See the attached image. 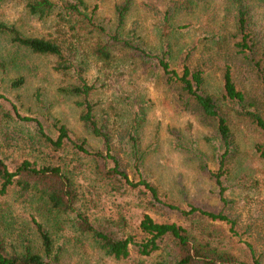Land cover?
Listing matches in <instances>:
<instances>
[{"label":"rangeland","instance_id":"1","mask_svg":"<svg viewBox=\"0 0 264 264\" xmlns=\"http://www.w3.org/2000/svg\"><path fill=\"white\" fill-rule=\"evenodd\" d=\"M84 1L89 11L95 7L96 17L101 22L114 25V6L120 0ZM173 1L133 0L125 29L134 30L136 37L156 52L161 46L160 30L169 9L172 13L166 16L169 17L170 33L164 42L171 47L167 57L169 69L178 74H182L185 66L190 70L201 69L205 77L204 90L218 94L223 81L217 66L222 61L214 59L218 50L215 42L221 38L239 39L230 37L235 31L236 10L227 0H191L189 6L185 3V8L177 7ZM0 21L14 24L27 36L57 41L68 37V33L59 32L53 15L39 19L29 14L24 0H0ZM81 56L79 59L85 58L84 54ZM14 57H19L21 62L13 63ZM136 61L137 65L134 59H120L117 70L107 79L98 63L89 56L85 58L83 76L98 86L92 96L96 111L108 116L109 124L115 122L117 129L127 124L131 104L143 99L145 115L139 142L145 158L135 166L133 157L123 152L118 136L114 140L116 157L129 179L145 178L153 182L159 188L161 199L180 209L177 212L165 207L168 215L162 211L147 213L156 221L205 223L224 232L225 242H229L236 252L247 249L246 243L250 242L264 264V160L254 149L259 135L252 128L240 125L236 142L241 151V162L235 167L230 166L231 172L218 176L216 159L223 149L214 141L211 130L199 123L196 116L176 105L174 91L160 79L163 71L156 60L144 64ZM55 62V56L33 54L12 43L8 35L0 34V95L3 96L0 97V156L9 163L27 158L53 165H62V160L77 159L82 165L78 171L81 191L101 195L111 213L125 214L128 229L135 233L139 231L142 208L136 207L129 197L105 191L91 171L92 160L82 157V152L72 142L68 141L59 150L46 148L38 141L36 122L16 115L37 118L54 139L59 134V126L64 125L72 141L80 143L85 139L89 150H102V141L88 134L82 126L77 99L59 92V87L78 82L75 72L59 73L53 68ZM19 76L24 77V83L11 86V81ZM111 105L115 107L114 111ZM8 113L13 117H8ZM111 158L101 161L113 166ZM191 208L221 212L236 224L232 230L229 222L211 220L199 211L191 212ZM55 218L32 195L22 193L13 185L4 193L0 192V232L10 243L27 238L35 249H39L40 237L33 221L36 220L49 231L54 247L61 248L64 264H157L167 259L161 250L139 255L131 245L129 258L117 261L100 251L88 236L75 234L66 222L69 217L60 216L58 224Z\"/></svg>","mask_w":264,"mask_h":264},{"label":"trees","instance_id":"2","mask_svg":"<svg viewBox=\"0 0 264 264\" xmlns=\"http://www.w3.org/2000/svg\"><path fill=\"white\" fill-rule=\"evenodd\" d=\"M174 1L177 7L185 8V3L189 6L191 0ZM227 1L236 10L235 31L230 37L239 39L221 38L215 42L218 50L214 59L222 61L217 68L223 84L221 91L213 94L204 90L205 77L201 69L190 70L185 66L182 74L169 69L167 57L171 54V47L164 43L170 33L169 17L166 16L172 13L169 9L160 30L161 46L154 52L139 36L136 37L134 30L125 29L126 16L133 0H120L115 4V23L112 26L96 17L95 7L89 11L84 0H24L29 14L39 19L53 15L59 32L68 33V37L57 41L42 36H27L14 24L3 21H0V34L8 35L12 43L33 54L55 56V71L63 75L75 72L78 82L59 87V92L77 99L76 104L81 107L79 119L82 126L88 134L102 141V150H89L85 139L80 143L73 142L64 125L59 126V134L54 139L45 132L37 118L16 115L36 122V135L44 147L59 150L70 141L82 152V157L92 160L91 171L105 191L129 197L136 207L142 208L137 227L139 231L131 233L125 214L120 211L111 213L101 195L81 191L78 171L82 165L75 158L62 160V165H53L27 158L9 163L0 156V192L4 193L13 185L22 193L32 195L48 214L57 217L54 219L57 224L60 223V216L69 217L65 218L66 222L75 234L88 236L100 251L117 261L129 258L132 245L139 255L161 250L167 259L157 264H262L250 242L246 243L247 249L241 248L236 252L229 242H225L224 232L205 223L194 220L187 224L174 220L156 221L147 213L162 211L168 215L165 207L177 212L180 209L172 202L161 199L159 188L153 182L145 178L129 179L116 157L114 140L118 136L123 152L133 157L135 166H139L145 158L140 152L139 142V130L145 115L143 99L131 104L133 107L127 124L117 129L115 122L109 124V117L96 111L92 96L98 86L83 76L85 58L89 56L98 63L107 79L117 70L120 59H134V63L138 60L143 64L156 60L163 71L160 79L169 90L174 91L176 105L208 127L214 141L223 149L216 159L218 176L231 172L230 166L235 167L241 162V151L236 142V131L240 125L252 128L259 135L254 149L264 160V0ZM83 54L85 58L79 59ZM20 62L19 57L13 58V63ZM23 83L24 77L19 76L11 81V86ZM13 109L16 111L14 106ZM111 110L114 111L115 107L112 106ZM8 117L13 116L8 113ZM106 157H112L113 166L101 161ZM190 211H199L211 220L227 221L232 230L236 224L235 220L221 212L198 208H191ZM33 221L40 237V248L35 249L27 238L19 243H10L0 232V264H64L61 248L54 247L49 231L42 223Z\"/></svg>","mask_w":264,"mask_h":264}]
</instances>
